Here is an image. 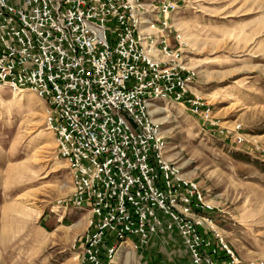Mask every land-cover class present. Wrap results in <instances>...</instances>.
<instances>
[{"label":"built area","instance_id":"built-area-1","mask_svg":"<svg viewBox=\"0 0 264 264\" xmlns=\"http://www.w3.org/2000/svg\"><path fill=\"white\" fill-rule=\"evenodd\" d=\"M178 8L177 0H0V91L31 90L46 102L73 188L57 207L91 213L81 264H111L128 241L141 249L173 229L191 264L238 261L211 237L214 207L168 156L154 117L158 102H172L217 123L183 59Z\"/></svg>","mask_w":264,"mask_h":264},{"label":"rangeland","instance_id":"rangeland-1","mask_svg":"<svg viewBox=\"0 0 264 264\" xmlns=\"http://www.w3.org/2000/svg\"><path fill=\"white\" fill-rule=\"evenodd\" d=\"M177 1L183 59L217 123L208 127L172 102H158L154 117L168 156L214 207L215 243L223 239L236 264H264V0ZM46 108L31 90L0 91V264H81L89 211L57 207L73 188ZM111 264L191 260L173 229L140 250L124 247Z\"/></svg>","mask_w":264,"mask_h":264},{"label":"crops","instance_id":"crops-1","mask_svg":"<svg viewBox=\"0 0 264 264\" xmlns=\"http://www.w3.org/2000/svg\"><path fill=\"white\" fill-rule=\"evenodd\" d=\"M90 216H91V213L89 212V215H88V219L90 218ZM126 246H131V242H127L124 246H123V248L121 249V251L124 249V247H126ZM142 249V248H141ZM140 250V249H139Z\"/></svg>","mask_w":264,"mask_h":264},{"label":"bare ground","instance_id":"bare-ground-1","mask_svg":"<svg viewBox=\"0 0 264 264\" xmlns=\"http://www.w3.org/2000/svg\"><path fill=\"white\" fill-rule=\"evenodd\" d=\"M73 190V189H72Z\"/></svg>","mask_w":264,"mask_h":264}]
</instances>
